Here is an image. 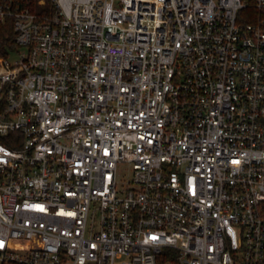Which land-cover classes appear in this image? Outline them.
I'll return each instance as SVG.
<instances>
[{"label":"built area","instance_id":"built-area-1","mask_svg":"<svg viewBox=\"0 0 264 264\" xmlns=\"http://www.w3.org/2000/svg\"><path fill=\"white\" fill-rule=\"evenodd\" d=\"M0 264H264V0H0Z\"/></svg>","mask_w":264,"mask_h":264},{"label":"rangeland","instance_id":"rangeland-1","mask_svg":"<svg viewBox=\"0 0 264 264\" xmlns=\"http://www.w3.org/2000/svg\"><path fill=\"white\" fill-rule=\"evenodd\" d=\"M118 179L122 180L130 174V164L127 162H119L117 165Z\"/></svg>","mask_w":264,"mask_h":264},{"label":"snow or ice","instance_id":"snow-or-ice-1","mask_svg":"<svg viewBox=\"0 0 264 264\" xmlns=\"http://www.w3.org/2000/svg\"><path fill=\"white\" fill-rule=\"evenodd\" d=\"M153 239H155V237H153Z\"/></svg>","mask_w":264,"mask_h":264}]
</instances>
